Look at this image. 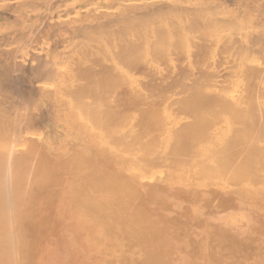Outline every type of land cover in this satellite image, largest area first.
<instances>
[{
	"label": "bare ground",
	"instance_id": "bare-ground-1",
	"mask_svg": "<svg viewBox=\"0 0 264 264\" xmlns=\"http://www.w3.org/2000/svg\"><path fill=\"white\" fill-rule=\"evenodd\" d=\"M200 39L229 77L154 105L133 61ZM0 264H264V9L0 0Z\"/></svg>",
	"mask_w": 264,
	"mask_h": 264
},
{
	"label": "rangeland",
	"instance_id": "rangeland-1",
	"mask_svg": "<svg viewBox=\"0 0 264 264\" xmlns=\"http://www.w3.org/2000/svg\"><path fill=\"white\" fill-rule=\"evenodd\" d=\"M254 2L258 5V6H260L262 9H264V0H254ZM4 13V12H3ZM3 13H2V16H3ZM3 17H5V18H10V16L9 15H7V14H5L4 13V16ZM200 40H202V39H200ZM200 40H196V41H194V42H192V44L194 45L195 44V46L196 45H202L203 46V42L204 41H206V40H202V41H200ZM207 43V42H206ZM208 44H209V42H208ZM192 45V49H193V47H195V46H193ZM198 45V46H199ZM202 46H199L200 48H197V46L195 47V48H197V50L199 51L200 49L202 50H200L201 52H203V53H207L208 51V45H207V50H205L204 48H201ZM209 46H211V44H209ZM204 47V46H203ZM211 49L212 48H214V46H211L210 47ZM178 50V49H177ZM177 50H175V51H177ZM196 49H194L193 51L195 52V53H193V51L191 52V54L193 53V56L190 58V59H192L193 61L192 62H194L193 64H192V62L190 63V65H193V66H190L189 65V61H187L188 59H189V57H187L186 58V56H185V54L183 53V52H181V50H178V51H180V53H182V54H184V56L182 55V54H180V53H178V51L176 52L177 54H175L174 52H171L170 53V55L168 56V59L166 58V57H164V59L165 60H172V58H173V60H175V61H173V62H175V64H174V67H173V64H172V66H171V63H168L169 61H165L164 59V61L162 60V63L164 62V63H168V65H166L167 67H165V65H162V64H160V68H161V71H162V75H161V72L160 71H158L157 73H156V71L155 70H158L156 67H154L153 68V66H151V65H148L149 67H147L146 66V64H144L142 61L140 62L141 63V65L138 63H136L135 61H133V64H132V66H130L129 68H130V70L136 75V76H138V77H140V80H141V86H143V89L144 90H146V91H148V92H150L151 93V95L152 96H156L158 99H156V97H154L155 99H153L152 98V100H154L153 101V104L154 105H156V106H158V107H162V106H164L165 104L166 105H168L169 106V104H170V106H171V103H173L174 101H175V98H177L178 96L180 97V96H183V95H185V94H187V92L186 91H184L185 92V94H184V92L183 93H181V91L182 90H185V88H187L189 85H190V83L192 84V85H190L191 86V88L193 89V87L195 86V85H197V82H198V85L199 86H201L200 85V83H204L205 81H210V82H212L211 80L212 79H215L216 80V82L217 81H221L222 79L224 80V78L226 79L227 77L226 76H228V72H229V70L231 69V65L232 64H230L229 62H228V60H227V62L225 61L226 60V58H224L223 56H226V54H225V52L224 51H222L223 49H219V51L221 50V52H220V54L222 53L223 54V52H224V54H223V56L221 57V55L219 56V52L217 53L216 52V54H218V55H215V56H213V57H215V58H213V57H211L213 54H210V57H209V55H208V53L207 54H204V56H203V53H197L198 51H197ZM204 50V51H203ZM213 50V49H212ZM174 51V50H173ZM207 51V52H206ZM209 51H211V50H209ZM212 53L214 52V50L213 51H211ZM211 52H209V53H211ZM174 54V56L172 57V55ZM180 54V55H179ZM200 54L202 55V56H200ZM228 54V53H227ZM197 55V56H196ZM198 55H199V57H198ZM207 57H206V56ZM172 58H171V57ZM176 56H180V57H176ZM182 56V57H181ZM191 56V55H190ZM216 56H217V61H216ZM162 57V56H161ZM160 57V58H161ZM170 57V58H169ZM197 58L198 57V59H195V58ZM201 57H204V59L202 58L201 59ZM221 57V58H220ZM227 58H228V56H226ZM160 58H154V59H159V61H161V59ZM163 58V57H162ZM176 58H178V59H176ZM184 58V59H183ZM195 60H194V59ZM208 58H209V60L210 61H208ZM220 60H219V59ZM222 58H223V60H222ZM207 59V60H206ZM138 59H136V61H137ZM200 60H202V62H203V65L202 64H200L199 62H200ZM140 61V60H139ZM178 62V64H177V62ZM195 61H197V62H195ZM211 61H212V64H211ZM231 61V60H230ZM205 62H206V64H205ZM208 62V63H207ZM215 62H216V64H215ZM224 62V63H223ZM158 63V62H157ZM159 63H161V62H159ZM159 63H158V65H159ZM163 63V64H164ZM142 64H144L145 65V67H144V65H142ZM178 66H177V65ZM230 64V65H229ZM139 65V66H138ZM162 65V66H161ZM198 65H201L200 66V68L199 69H197V66ZM207 65H209V66H207ZM213 65V66H212ZM141 66H143V67H141ZM172 67V70L170 71V70H168L169 68H171ZM208 67V69H207V67ZM142 68V69H140V68ZM169 67V68H168ZM177 67H179V68H177ZM199 67V66H198ZM205 67V68H204ZM217 67V68H216ZM228 67H230L229 69H228ZM168 68V69H167ZM205 69V71L203 70V69ZM214 70L215 72L214 73H211V74H213V75H217L218 77H216L215 76V78L214 77H212V78H210L209 79V76H207V74L209 75L210 74V72H211V70ZM225 68H227L228 70H226ZM154 69V70H153ZM175 69H178V71H176ZM198 70V72H197V70ZM12 71V73H15V74H8L9 72H7L6 73V76L8 75V76H10V81H12V80H16V82H12L13 83V85H14V83H15V85H16V83H18V85H16V87H15V85L13 86L12 85V83H11V85L13 86H11L12 88H16V89H18V88H20L21 87V85H20V80L18 79V78H12L14 75L16 76V77H19V75L17 74V72L15 71V70H13V69H11ZM136 70V73L134 72ZM169 72H168V71ZM194 70H196V71H194ZM217 70V71H216ZM194 71V72H193ZM203 71V72H202ZM206 71H208V72H206ZM210 71V72H209ZM231 71V70H230ZM165 72V73H164ZM172 72H174V73H172ZM176 72V73H175ZM184 72L187 74V75H189V78L188 79H185L184 80V82L183 81H181V80H183L182 78H185V77H181V76H178V75H180L181 73H183V75L182 76H184ZM191 72V73H190ZM193 72V73H192ZM195 72L197 73L196 75H195ZM199 73V74H198ZM174 74V75H173ZM185 74V75H186ZM210 74V75H211ZM197 77H195V76ZM230 75V74H229ZM8 76H7V80H8ZM164 76V77H163ZM167 78H166V77ZM170 76V77H169ZM212 76V75H211ZM225 76V77H224ZM229 77V76H228ZM20 78V77H19ZM163 78V79H162ZM175 78V79H174ZM187 78V77H186ZM197 80H196V79ZM201 78H203V80H201ZM168 79V80H167ZM179 79H181L180 80V82L182 83V84H184V85H181L182 87H180V85H177V84H179V83H175V82H177V80H179ZM6 80V81H7ZM17 80H19V81H17ZM163 80H164V82H163ZM194 80H195V82H194ZM198 80H200V83H199V81ZM202 81V82H201ZM8 82V81H7ZM22 82V81H21ZM193 82V83H192ZM213 82H215L214 80H213ZM212 82V83H213ZM9 83V82H8ZM206 83V82H205ZM210 84V83H209ZM209 84H204V85H209ZM19 86V87H18ZM187 86V87H186ZM206 86V87H207ZM201 87H203V86H201ZM190 88V87H189ZM190 88V90L192 91V89ZM156 89V90H155ZM186 90H189L188 88L186 89ZM190 90H189V92H190ZM194 90V89H193ZM125 91V92H124ZM122 90L121 89V91H119L118 90V92H117V95H119L118 93H120V95L119 96H121V97H118L117 95V97L120 99V101L122 100V99H124V100H122L123 102H121V103H119L118 102V104H119V106L120 107H118L119 108V111H121L122 110V108L124 107L125 108V111H128L129 109H130V107H131V103H129V100L127 99V92H126V90ZM121 93H123V94H121ZM125 93H126V95H125ZM126 97H125V96ZM122 96H124L125 98H123ZM163 96V97H162ZM178 97V98H179ZM162 98V99H161ZM117 99V98H116ZM119 99H117V101H119ZM156 100V101H155ZM158 100V101H157ZM163 100V102H161ZM165 100V101H164ZM167 100V101H166ZM126 102V104H124ZM169 104H168V103ZM175 103L177 104H174L175 106H177V107H180L179 105H178V102H176L175 101ZM117 104V105H118ZM121 104V105H120ZM130 104V105H129ZM164 104V105H163ZM125 105V106H124ZM123 106V107H122ZM130 106V107H129ZM122 107V108H121ZM177 107H175L176 108V112H177ZM123 108V109H124ZM179 109H181V108H179ZM121 112H123V110L121 111ZM182 112V111H181ZM185 113H186V115L183 113V115L184 116H188L187 115V111H185ZM180 114H182V113H180ZM179 113H178V115H180ZM182 115V116H183Z\"/></svg>",
	"mask_w": 264,
	"mask_h": 264
}]
</instances>
